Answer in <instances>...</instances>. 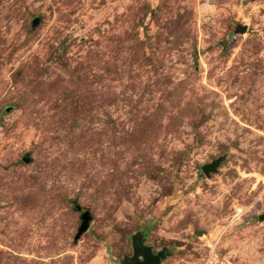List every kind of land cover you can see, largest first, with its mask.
Masks as SVG:
<instances>
[{"label":"rangeland","instance_id":"1","mask_svg":"<svg viewBox=\"0 0 264 264\" xmlns=\"http://www.w3.org/2000/svg\"><path fill=\"white\" fill-rule=\"evenodd\" d=\"M262 217L264 0H0V264H264Z\"/></svg>","mask_w":264,"mask_h":264},{"label":"water","instance_id":"2","mask_svg":"<svg viewBox=\"0 0 264 264\" xmlns=\"http://www.w3.org/2000/svg\"><path fill=\"white\" fill-rule=\"evenodd\" d=\"M246 27L239 26L236 30V34H244L246 33ZM28 161H26L27 163ZM220 161H215L210 165H206L203 167L202 171L206 176H209L210 173L216 171ZM78 211H81L80 207H77ZM264 217L261 218V220ZM91 217L88 212H85L81 216V226L78 231V235L76 236V240L80 238L89 228ZM200 235V234H199ZM133 241V258L127 259L125 264H162L165 260L167 253L166 250H163L160 253L154 254L153 249L151 247L145 246L143 242V238L140 236H134L132 238Z\"/></svg>","mask_w":264,"mask_h":264},{"label":"built area","instance_id":"3","mask_svg":"<svg viewBox=\"0 0 264 264\" xmlns=\"http://www.w3.org/2000/svg\"><path fill=\"white\" fill-rule=\"evenodd\" d=\"M202 264H236L230 258L221 256L215 247H209V254Z\"/></svg>","mask_w":264,"mask_h":264},{"label":"flooded vegetation","instance_id":"4","mask_svg":"<svg viewBox=\"0 0 264 264\" xmlns=\"http://www.w3.org/2000/svg\"><path fill=\"white\" fill-rule=\"evenodd\" d=\"M141 238H143L142 236H140ZM144 239V238H143ZM155 254V253H154Z\"/></svg>","mask_w":264,"mask_h":264},{"label":"trees","instance_id":"5","mask_svg":"<svg viewBox=\"0 0 264 264\" xmlns=\"http://www.w3.org/2000/svg\"><path fill=\"white\" fill-rule=\"evenodd\" d=\"M144 238V235H141Z\"/></svg>","mask_w":264,"mask_h":264}]
</instances>
